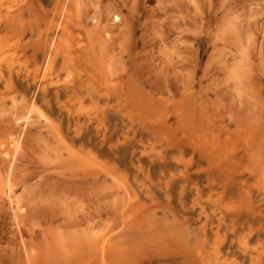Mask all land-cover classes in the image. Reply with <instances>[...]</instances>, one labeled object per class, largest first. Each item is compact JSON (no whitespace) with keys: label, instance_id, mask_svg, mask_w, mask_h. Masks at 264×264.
Here are the masks:
<instances>
[{"label":"rangeland","instance_id":"1","mask_svg":"<svg viewBox=\"0 0 264 264\" xmlns=\"http://www.w3.org/2000/svg\"><path fill=\"white\" fill-rule=\"evenodd\" d=\"M0 24V264H264V0Z\"/></svg>","mask_w":264,"mask_h":264},{"label":"bare ground","instance_id":"2","mask_svg":"<svg viewBox=\"0 0 264 264\" xmlns=\"http://www.w3.org/2000/svg\"><path fill=\"white\" fill-rule=\"evenodd\" d=\"M18 1V0H17ZM50 1V0H49ZM34 2H35V0H34ZM67 2V1H66ZM33 3V2H32ZM40 3V2H39ZM39 6V5H38ZM27 13V12H26ZM50 13V12H49ZM131 13H132V11H131ZM116 18V17H115ZM119 18V17H118ZM117 19V18H116ZM59 21V20H58ZM126 21V20H125ZM7 22V21H6ZM68 22V21H67ZM1 25V24H0ZM42 25H43V23H42ZM28 28V27H27ZM125 28V27H124ZM21 30H23V29H21ZM20 30V31H21ZM70 31H71V29H69ZM109 31V30H108ZM28 32V31H27ZM57 32V31H56ZM110 32V31H109ZM127 32V31H126ZM50 33V32H49ZM45 34V33H44ZM48 34V33H47ZM25 35V34H24ZM23 35V36H24ZM50 35V34H49ZM17 36H18V34H17ZM52 36V35H51ZM26 37V36H25ZM43 37V36H42ZM58 37V36H57ZM30 38V37H29ZM48 42V41H47ZM54 43H55V40H54ZM57 44V43H56ZM41 47V49H42V46H40ZM50 47V46H49ZM35 48V47H34ZM31 49V48H30ZM18 51V50H17ZM88 51V50H87ZM37 52V51H36ZM43 52V51H42ZM39 53H40V51H39ZM38 53V54H39ZM86 53V52H85ZM48 54V53H47ZM89 54V53H88ZM35 55V54H34ZM43 55V54H42ZM38 56V55H37ZM47 56V55H46ZM57 57V56H56ZM43 62V61H42ZM32 63V62H31ZM34 63V62H33ZM40 64H37L36 66H39ZM35 66V65H34ZM36 68V67H35ZM34 72H35V70H34ZM37 72V71H36ZM67 73V72H66ZM41 75V74H40ZM39 76V75H38ZM83 76V75H82ZM29 78V77H28ZM38 78V77H37ZM29 102V101H28ZM31 103V102H30ZM28 104V103H27ZM26 104V105H27ZM43 113V112H42ZM43 115L46 117V115L43 113ZM43 115H42V117H43ZM26 122V121H25ZM26 124V123H25ZM10 136V135H9ZM14 138H16V137H14ZM16 140H18V139H16ZM20 141V140H19ZM11 142H14L13 140L11 141L10 140V144H13V143H11ZM17 143H18V141H17ZM15 146V145H14ZM4 148L6 147V146H3ZM9 147V146H8ZM8 147H7V149H8ZM21 147V146H20ZM11 148H12V146H11ZM6 148H5V151L3 152V154L4 153H8L9 151L7 150ZM13 149V148H12ZM11 149V150H12ZM9 150H10V148H9ZM15 151V150H14ZM76 151V150H75ZM12 153V152H11ZM5 155V154H4ZM11 155V154H10ZM14 155H15V152H14ZM7 159V158H6ZM7 160H9V159H7ZM9 162V161H8ZM5 173V172H4ZM8 175H10V173L8 174ZM5 176V175H4ZM10 179V178H9ZM10 181V180H9ZM12 191H13V189H12V187L11 186H8V192H7V194H8V198L11 200V202H13V200H12ZM15 195V194H14ZM15 201H16V199H15ZM15 205V204H14ZM10 206V205H9ZM16 207V209L18 210V209H20V207L19 206H15ZM246 243V242H245ZM22 245V244H21ZM20 245V246H21ZM246 246V245H245ZM22 247V246H21ZM247 247V246H246ZM30 252V251H29ZM31 256V255H30ZM30 256H29V258H30ZM26 257V256H25Z\"/></svg>","mask_w":264,"mask_h":264}]
</instances>
